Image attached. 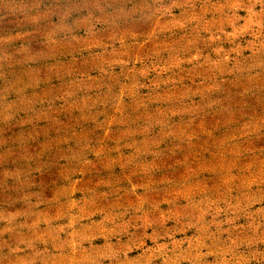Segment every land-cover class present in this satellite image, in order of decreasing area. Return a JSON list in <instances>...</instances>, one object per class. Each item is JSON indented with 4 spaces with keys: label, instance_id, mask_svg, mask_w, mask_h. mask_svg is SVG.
<instances>
[{
    "label": "rangeland",
    "instance_id": "1",
    "mask_svg": "<svg viewBox=\"0 0 264 264\" xmlns=\"http://www.w3.org/2000/svg\"><path fill=\"white\" fill-rule=\"evenodd\" d=\"M0 264H264V0H0Z\"/></svg>",
    "mask_w": 264,
    "mask_h": 264
}]
</instances>
